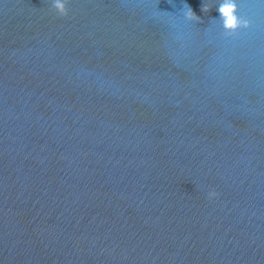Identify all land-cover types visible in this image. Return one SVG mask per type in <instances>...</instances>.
I'll return each mask as SVG.
<instances>
[{"label": "water", "instance_id": "95a60500", "mask_svg": "<svg viewBox=\"0 0 264 264\" xmlns=\"http://www.w3.org/2000/svg\"><path fill=\"white\" fill-rule=\"evenodd\" d=\"M226 2L0 0V264H264V0Z\"/></svg>", "mask_w": 264, "mask_h": 264}, {"label": "clouds", "instance_id": "9594fccd", "mask_svg": "<svg viewBox=\"0 0 264 264\" xmlns=\"http://www.w3.org/2000/svg\"><path fill=\"white\" fill-rule=\"evenodd\" d=\"M53 7L60 14H67L65 0H53ZM219 12L224 18L225 27L227 29L236 31L241 27H249V22L239 15L237 6L232 0H228V2L224 3L220 7ZM207 195L209 199H213L218 196V193L209 191Z\"/></svg>", "mask_w": 264, "mask_h": 264}]
</instances>
